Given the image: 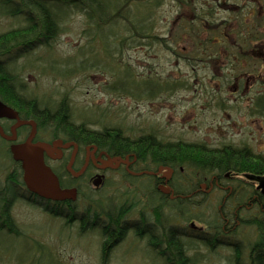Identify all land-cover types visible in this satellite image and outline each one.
I'll list each match as a JSON object with an SVG mask.
<instances>
[{"label": "rangeland", "instance_id": "rangeland-1", "mask_svg": "<svg viewBox=\"0 0 264 264\" xmlns=\"http://www.w3.org/2000/svg\"><path fill=\"white\" fill-rule=\"evenodd\" d=\"M154 1L155 5L150 6L147 13L168 17L169 25L165 29H174V32L159 38L157 45L154 38H148L147 46L142 38L111 37L113 31L118 33L124 29L122 22L115 24L113 21L107 25L97 22L106 29L96 37L97 32L93 30L97 23L91 22L85 11L92 6L81 9L74 5H54L58 28L50 44L37 49L16 50L7 56L14 85L27 99H37L49 110L57 111L58 104L67 99L72 120L77 124L85 123L88 128L117 127L126 131L146 128L158 132L166 141L187 143L219 144L221 140L230 139L235 143H248L264 154V120L258 121L256 116L251 117V121L249 117H239V113L248 115L250 108L246 101L236 100L240 93L264 94V48L259 46L253 52L241 53L240 61L244 71L249 73L244 77L247 81L242 92L235 91L234 84L229 83L235 82V76L229 72L232 65L226 64L219 51L218 55L208 54L207 47H204L212 39L183 37L177 31L185 29L186 25L194 26L188 29H200L198 23L189 24L188 20L190 17L200 18L201 12L185 2ZM2 3L0 0V34L29 24L25 12L4 15L13 8L6 10ZM113 3L109 14L116 16L125 12L123 5L117 1ZM132 7L133 15L143 14L139 6ZM177 13H182L181 20L177 24L170 22ZM260 45L264 47V38ZM209 55L211 59H208ZM250 71L257 76L255 81L253 77L247 79ZM145 87L152 90L147 91L153 94L152 97L147 96L149 93L144 91ZM156 96H160L158 101H155ZM45 130L49 131L48 128ZM15 167L3 151L0 155V189L5 187L7 177ZM110 184L95 194L93 208L101 209L99 203L105 208L111 206L112 210H118L123 205L141 202L143 214L149 218L155 208L159 209L155 207L156 198L130 196L124 178ZM15 190L17 188L13 186L9 195H17ZM84 198L81 196L76 202L80 209L78 220L67 225L65 212L61 214L65 217H55L39 200L29 201L15 196L11 215L26 236L22 239L4 237L8 234L4 229L0 242H7L1 246L3 257L9 259L7 264H17L15 259L22 257L25 261L28 256L37 258L35 264H165L164 258L157 256L154 249L135 233L115 246L104 262L103 236L99 229L89 226L91 230H82L86 223L81 221L84 207H87ZM202 206L207 207V204ZM169 211L165 210L164 215ZM138 212L139 207L133 209V221L139 219ZM194 212L204 213L206 220L215 215L209 213L208 216L207 208L203 207ZM171 222L172 229L183 239L188 256L196 260L195 264H236L232 247L218 244L211 249L208 243L206 246L200 240L198 233L207 231V225L198 221L186 222L179 215ZM194 225L193 229L191 226ZM183 233L190 234V237H183ZM254 238L247 237V242L251 243Z\"/></svg>", "mask_w": 264, "mask_h": 264}, {"label": "flooded vegetation", "instance_id": "flooded-vegetation-1", "mask_svg": "<svg viewBox=\"0 0 264 264\" xmlns=\"http://www.w3.org/2000/svg\"><path fill=\"white\" fill-rule=\"evenodd\" d=\"M28 1L33 2V0ZM114 1L123 5L125 12L121 11L116 16L113 13L109 14L111 6H114ZM114 1L94 0L93 5H91L92 9L85 10L88 16L95 14L92 16V20L89 19L91 22L104 23L105 25L113 21L115 24L124 23L122 26L124 29L117 31L118 33H113L111 36L142 38L147 46L148 38H154L156 40L155 45H157L159 38L168 37L174 32V29H165L169 25L168 17L157 14L151 16L147 13L149 7L155 5L154 0ZM13 2L20 3L19 0ZM170 2L193 4L196 11L201 12L200 18L190 17L188 20L189 24L198 23L200 29H188L194 26L186 25L185 29H178L177 31L181 32L180 35L183 37L199 36L212 39V42L207 44V53L217 55L218 51L222 53L221 55L226 59V64L232 65L229 71L230 75L235 76V82L229 83L234 84L235 91L242 92L243 84L247 81L244 77L249 72L244 71L240 55L250 50L253 52L259 46L264 48L260 45L261 39L264 38V0H170ZM131 5H133L132 8L139 6L143 14L133 15L135 13L130 8ZM81 6H84L82 1ZM181 18L182 13H177L176 18L170 22L177 24ZM98 23L93 30V32H97L96 36L106 29H103L102 25ZM20 29L22 28L13 29V31ZM7 56L8 54L0 55V81L3 80L2 76L4 75L2 70L6 69L7 72L10 69V62L6 60ZM208 59H211V55L208 56ZM251 77L255 81L254 78L257 76L250 71L247 79H252ZM124 89L128 90L127 87ZM144 91L149 93L147 94L148 97L153 96L147 92L152 91L148 87H145ZM236 96H238L236 100L246 101V106L250 108L248 115L239 113V117H249L251 121V117L256 116L258 121L264 120V94L244 95L240 93ZM26 97L19 92L18 87L15 89L9 87L8 91L0 89V101L12 108L19 117V119L0 117V127L3 131V135L0 133V155L6 151L8 156L12 157L11 147L26 142L33 128H35L36 135L33 143L43 142L53 145L56 141L61 140L63 145H68L66 148L57 150L58 152L44 153V161L59 178L61 188L76 189L78 199L82 193L95 196L107 185H112L110 182L114 183L116 179L124 178L128 185L125 189L130 196L147 197V193L150 191L154 192V196L160 199L166 197L177 204H190L192 205L190 210L193 212L201 207L207 208L208 216L209 213H215L207 220V243L211 249H215L218 244L230 246L233 248L234 260L237 258L236 256H241L244 260L251 261L252 264L255 263L254 257L258 253L255 242L259 239V219L261 216L264 217V194L258 180V178H264V175L253 171L256 170L255 166L258 159L261 156L264 157V154L255 147L248 143H235L230 139L221 140L219 144L193 143L204 145L210 152L246 149L252 157V164L254 165L252 172H241V169L231 167L230 169L227 168V171L207 168V173H200L194 167L185 169L184 166L178 167L173 162L171 166H165L154 162L150 156L151 153L146 152V149L149 148L141 141V134L147 132L146 128H138L136 131L119 130L117 127L109 128L110 135L100 138L98 132L103 130L89 127L83 128L82 131L80 128L86 126L85 123L77 124L71 119L70 122L75 124L76 129H78L77 132L68 133L69 130L66 129L64 132L61 129L59 133H54L50 125H42L40 120L42 112L30 108L27 101L20 104L19 107L4 102L7 99L20 101L23 98L30 100ZM156 98L155 101H158L160 96H156ZM19 121L28 123L17 128L16 140H8L9 137H12V130ZM49 123L55 124L53 121H49ZM229 124L227 123V125ZM42 126L45 129L48 128L49 131L47 132ZM251 128H254L253 125ZM149 130L151 131V129ZM117 131L122 132L120 137L127 140V144L119 142V136H116ZM91 132L95 135L92 134L93 136H91ZM152 133L158 138V132ZM172 141L174 143V140ZM231 164L237 165L236 162ZM99 176L102 179L101 184L99 187H94V180ZM24 199L33 200L32 196L29 195H25ZM69 202L72 201L63 203L70 204ZM201 203H206L207 207H199L202 205ZM138 207L139 219L147 220L146 227L141 231L145 236L139 239L149 244L152 237L159 239L163 235V229L153 217L149 218L143 214L141 206H136L135 209L137 210ZM71 208H75L76 211L80 210L78 206H71ZM130 232L134 233L136 229L130 228ZM187 235L190 237V234ZM252 236L255 238L251 243H248L247 237L252 238Z\"/></svg>", "mask_w": 264, "mask_h": 264}, {"label": "trees", "instance_id": "trees-1", "mask_svg": "<svg viewBox=\"0 0 264 264\" xmlns=\"http://www.w3.org/2000/svg\"><path fill=\"white\" fill-rule=\"evenodd\" d=\"M2 1L3 3L1 5L4 7V9L7 10L9 7L13 8L10 10V12L5 11L4 15L15 16L25 12L28 14L29 24L20 30H11L0 34V55H9L16 50L24 48L37 49L43 45L50 44L51 40L55 38L54 33H57L55 31L58 28L56 24L57 22H55L56 14L53 12L54 5H74L80 8L89 6L90 8L94 3V0H33V2H29L28 0H19L20 3H14V0ZM81 1L84 3V6H81ZM36 10H38L39 13H37ZM35 12L37 14L36 17ZM93 15L94 14H89L90 20H92ZM204 47H207V44L204 45ZM2 72L4 75L2 76L3 80L0 81V89L7 91L9 87L15 89L16 87L12 79L14 77L12 76L11 72H9V70L6 72V69H3ZM26 101L27 104H30V108L42 112L40 118L42 125H50L51 130L54 133H59V130L61 129L64 132H66V129L69 130L68 133L77 132L76 130L78 129H76L75 124L70 122L72 119V109L68 104L67 99L62 100L61 103L58 104L59 107L57 106V111L49 110L47 107L41 104L39 100L33 98H30V100L21 98L20 101L7 99L4 102L9 105H13L14 107H19L20 104L26 103ZM49 121H53L55 124H51ZM43 128L45 129V127ZM83 128L87 129L88 127L82 126L80 129L82 130ZM120 129L121 128H119V130ZM116 133V136H119L118 139L120 140V143H128L127 140L120 137L122 135L121 131H117ZM92 134L93 133L91 132V136L95 135ZM108 135H110V130L108 127H105L102 132H98V136L100 138H104ZM159 141L161 142L156 146L148 144L147 146L149 149H146V152L151 153L150 156L154 162L163 164L165 166H171V163L173 162L178 165V167L184 166L185 169L194 167V169L200 173H207V168L227 171L232 167L241 169V172H252L254 168V165L252 164V157L246 149L210 152L207 151V148L204 147V145L187 143L183 141H174V143H172V140L166 141L162 138H160ZM145 156L147 157V155ZM220 162L226 165H221ZM232 162H236L237 165L231 164ZM15 164L16 167L7 177V184L4 187L5 189H0V235L4 233V229H7L6 231L8 234H6L4 237L15 236L22 239L26 235L21 231L20 228H18L14 218L11 215V207L13 205L15 196L24 198L26 195L25 186L22 181L23 172L20 168V164ZM255 168L256 170L253 171L264 175V157L261 156L258 159V163ZM13 186L17 188V190H15L17 195H9L11 190H13ZM149 194L150 191H148L147 196ZM81 195L85 197L84 200L87 201V207H84L85 210L83 214H85L86 217H91L94 215L98 222H101L103 226V229H99V231L101 236H103L102 258L104 262L108 260V256L113 251L115 246L125 240L127 237L126 234L129 232L130 228H135L136 232L134 233L139 237L141 231L146 227L145 224H147V220L144 218L137 219V221H127V218H129V216L132 214L135 206H138L136 203L123 205L118 210H112L111 206L109 208L108 206L105 208L98 203L97 205H99L101 209H96L93 208L92 203L94 196H89L85 193H82ZM153 199L157 202L155 203V207H159V209L155 208L152 217L156 223L161 225L163 229V235L160 236L159 239L152 237L151 241H149V246L154 249L157 256L164 258L165 264H195L196 260L189 257L187 254L185 243L182 241L183 239L180 238L179 234H177L175 230L172 229L171 221H173L179 215L186 222L194 223V221H198L200 224L207 225V220L204 218L205 214L201 212H192L190 210L192 205L177 204L176 202L170 201L166 197L160 199L159 197L155 196ZM39 202L45 204L42 200H39ZM69 203L70 204L63 202H48L46 203V208H48V211L51 215L59 217L61 216L64 209L71 208V206H78V203ZM51 206L52 208H50ZM168 209L170 211L164 215L163 212ZM174 213H176L175 216ZM77 214H80V212L77 211ZM85 216L83 215L82 218H85ZM67 221V225H72V221ZM120 231H123V233H117ZM183 237H188L187 233ZM198 237L207 246V231H199ZM5 243L7 242H0V264H7L9 261V259L4 258L2 255L1 246ZM256 247L258 249V253L254 257L256 260L254 264H264V217L262 216L259 219V239L256 241ZM195 256L198 255L196 254ZM236 257L237 258L234 260L236 264H252L251 261L244 260L241 256ZM22 258L15 259L17 264H35V260L37 259L34 257L31 259V257L28 256L27 260L22 261Z\"/></svg>", "mask_w": 264, "mask_h": 264}, {"label": "water", "instance_id": "water-1", "mask_svg": "<svg viewBox=\"0 0 264 264\" xmlns=\"http://www.w3.org/2000/svg\"><path fill=\"white\" fill-rule=\"evenodd\" d=\"M3 116L19 119L18 114L12 108L0 101V117ZM27 123L19 121L12 130V137H9L8 140H16L17 128ZM0 133L3 135L1 127ZM35 135L36 130L33 128L26 142L11 147L13 159L21 162L24 172L23 180L27 190L30 194L38 196L45 201H76L78 197L76 189H62L59 178L44 161V153L51 154L60 148L68 147V145H63L61 140L56 141L53 145L43 142L33 143ZM101 180L100 176L94 180L95 187L100 186ZM258 180L261 183L260 188L264 194V178H258Z\"/></svg>", "mask_w": 264, "mask_h": 264}, {"label": "bare ground", "instance_id": "bare-ground-1", "mask_svg": "<svg viewBox=\"0 0 264 264\" xmlns=\"http://www.w3.org/2000/svg\"><path fill=\"white\" fill-rule=\"evenodd\" d=\"M90 33H92V32H90ZM113 33H116V32H113ZM96 36V35H95ZM96 37H98V36H96ZM107 37H110V36H107ZM111 37H118V36H111ZM146 131L147 132H143L142 134H141V141L144 143V144H146V145H148V144H151V145H158L157 143H160L159 141H158V139H160L161 137H160V135H158V138L157 137H155L154 136V134L152 133L153 131H150L149 129H146ZM154 133H156V132H154ZM155 193L153 192H150V194L148 195V196H150V197H152V198H154L155 196ZM138 206H141V202H139L138 203ZM65 210V211H64ZM63 210V212H65V216H66V219H68L69 221H72L73 223H75L74 221L76 220H78V218H77V211H76V209L75 208H66V209H64ZM62 216V215H61ZM65 216H62V217H65ZM86 218V220H84V218H81L82 220L81 221H83V222H86L85 224H84V226L82 227V230L84 231V232H86V231H88V230H91L90 228H88L89 226H92L91 228H95V227H97L98 229H103V226H102V224H101V222H98V220H97V218L94 216V215H92L91 217H85ZM132 214L129 216V218H127L128 220L127 221H132ZM73 219V220H72ZM82 222V223H83ZM116 231V230H115ZM117 233H123V231H120V232H117ZM131 233V232H130ZM130 233L128 232L127 234H126V238H125V240H127V238L129 237V235H130ZM140 236L141 237H144L145 236V234L143 233V232H141L140 233ZM139 236V237H140ZM125 240H123V242L125 241ZM123 242H121V243H123ZM120 243V244H121ZM119 245V244H118ZM111 252V251H110ZM113 252V251H112ZM111 254V253H110ZM110 254H109V256H110ZM109 256H108V258H109Z\"/></svg>", "mask_w": 264, "mask_h": 264}]
</instances>
